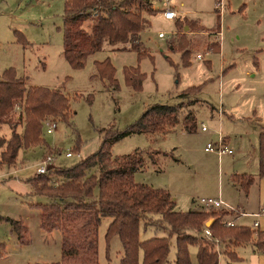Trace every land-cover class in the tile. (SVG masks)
Here are the masks:
<instances>
[{"label":"rangeland","instance_id":"1","mask_svg":"<svg viewBox=\"0 0 264 264\" xmlns=\"http://www.w3.org/2000/svg\"><path fill=\"white\" fill-rule=\"evenodd\" d=\"M65 1L0 0V78L6 68L14 67L18 76L26 79L27 87L56 88L70 100L69 120L55 119L57 126L51 132L47 131L48 119L44 122L43 136L54 148L50 151L53 163L73 165L99 149L105 128H128L154 104L184 101L180 117L192 110L197 117L196 131L184 130L180 121L166 134L133 133L112 144L113 154L143 150L146 164L135 172V180L168 189L179 209L199 207L203 196L232 193V173L241 168L258 141L255 125L260 122V114L264 116V0H225L223 12L217 8V0H170L179 13L176 19L164 16L165 0H154L157 11L147 14L150 25L141 32L152 57L139 59L129 42L103 40L102 48L90 55L82 68L72 67L63 54V28L72 23L92 27L93 17L86 14L80 20H65ZM185 18L199 24L192 28ZM15 29L30 41L27 46L17 40ZM177 30L189 36L191 63L186 65L178 47ZM160 31L166 32V37H160ZM210 44H215L213 50ZM107 56L116 67V89L94 75V60ZM125 66H139L145 73L140 89L126 81ZM193 85L201 87L184 92ZM18 116L16 109L11 117L17 120ZM203 124L207 129H202ZM22 126L19 122V129ZM11 132L9 122L0 123V136L9 137ZM220 136L230 139L232 153L206 149ZM47 150L45 145L24 148L16 165L0 166V264L48 262L62 256L61 230L43 229L41 209L34 204L51 198L31 194L27 181L35 174L36 165L48 156ZM69 150L71 155H67ZM149 150L160 152L156 160H152ZM1 216L22 218L29 227L30 241L22 244L11 223ZM111 220V216L101 220L99 259L104 264H121L120 237L115 235L110 241L106 238ZM164 234V229L154 225L142 224L140 229L141 239ZM176 237H172L167 264H175ZM197 249V245L190 246L192 264H198ZM254 251L249 244L239 247L242 259L236 264H258ZM219 264H226L223 255Z\"/></svg>","mask_w":264,"mask_h":264},{"label":"trees","instance_id":"2","mask_svg":"<svg viewBox=\"0 0 264 264\" xmlns=\"http://www.w3.org/2000/svg\"><path fill=\"white\" fill-rule=\"evenodd\" d=\"M156 11L154 0H66L65 20H80L86 14H92V27L100 42L87 38L84 29L65 25L63 54L72 67L82 68L87 58L102 48L103 40H108L111 43L129 42L139 59L151 56L141 40V32L150 25L147 14ZM185 20L192 28L199 24L195 19ZM180 22L179 19L176 24ZM15 34L21 44H29L21 30L15 29ZM187 34L177 30L178 47L185 65L191 63L192 53ZM175 42L176 39L171 42L172 47ZM210 47L213 50L215 44ZM94 64L95 76L107 80L113 89L119 88L116 67L110 56L95 59ZM124 73L130 86L142 87L145 73L139 66H125ZM200 87L193 85L184 92L198 91ZM183 106L184 101L154 104L128 128H105L101 146L87 157L70 166L54 164L48 171L29 178L33 188L31 194L51 198L48 202L34 204L41 209L43 229L61 230L62 256L59 260L28 264H104L99 259V227L103 216L112 217L106 232L107 240L115 235L121 239V264H167L175 235V264H192L191 245L198 247V264H219L221 255L226 264H236L242 259L237 248L248 243L256 251H264V230L241 223L225 224L233 210L223 207L179 209L176 198L168 189L137 182L135 172L146 164L144 151L140 148L126 154H113L112 144L133 133L166 134L180 121L184 130L196 131L197 117L192 110L180 117ZM69 107V97L61 90L41 85L27 87L26 79L18 76L14 67L6 68L0 78V123L9 122L12 132L9 137L0 136V166L16 165L23 148L45 145L48 146L47 153L52 155L50 151L54 148L43 136L44 122L57 118L69 120ZM16 109H19V116L14 120L11 116ZM19 122L23 123L22 129L18 127ZM147 152L152 160L160 154L157 150ZM259 154V174L263 176L264 129L259 134ZM255 178L246 172L232 175L234 183L246 193ZM1 217L11 223L12 231L22 244L30 241L29 227L22 218ZM212 217L213 222L208 226L206 222ZM142 224L162 228L166 234L141 239ZM206 226L212 230L211 237L204 234Z\"/></svg>","mask_w":264,"mask_h":264},{"label":"crops","instance_id":"3","mask_svg":"<svg viewBox=\"0 0 264 264\" xmlns=\"http://www.w3.org/2000/svg\"><path fill=\"white\" fill-rule=\"evenodd\" d=\"M162 11H163V7H162ZM178 14L179 13L177 11V16L174 19L178 17ZM91 21H93V18L91 19ZM71 27L73 29H75L76 27H78L79 29L86 28L84 24H79V23H72ZM86 29H87L86 30L87 38L96 41V43H99L100 39H99L98 33L94 31L93 27L88 25ZM259 118H260V122H257V125H255L257 126L256 130L258 131V141L253 144V149L252 151L248 152L250 154L244 159L242 166L241 165L239 166L241 168H238L239 170H236L232 173V175L234 173H243V172L253 174L256 177L255 181L251 184L247 193L244 192L243 189L238 184H234L235 189H233L232 193L230 192L226 193L227 196L223 193V197L221 196L220 197L224 199V201L238 208V211L236 212L234 211V213L231 214L233 215L232 218L230 215V219L234 220L235 223H241V224L249 225L253 228H259L261 230H264V213H261V211L264 210V175L262 176L259 174V168H260L259 166L260 165L259 134L261 130L264 129V116H261L260 114ZM224 140H225V145L231 147L229 145L230 139L229 138L225 139L224 137ZM36 174H38L37 170L35 174H33L32 176ZM29 178L27 179V181L30 183L32 187V184L29 181ZM209 196H212V195H209ZM199 207H201V205H199ZM248 244L251 246V248H253L252 244L250 243ZM239 247L237 248L238 253H239ZM254 254L258 257L257 258L258 264H264V251L255 250Z\"/></svg>","mask_w":264,"mask_h":264},{"label":"built area","instance_id":"4","mask_svg":"<svg viewBox=\"0 0 264 264\" xmlns=\"http://www.w3.org/2000/svg\"><path fill=\"white\" fill-rule=\"evenodd\" d=\"M166 1V6L163 7V14L166 18L168 19H174L177 16V11L170 5V0H165ZM225 0H217V8L220 9L221 12H223V9L225 7ZM160 37H166V32L160 31L159 32ZM203 55L201 53H198V57H202ZM57 126V121L56 120H48L47 121V131L51 132L55 127ZM202 129H207L206 124H203ZM207 150H214L217 151L219 154L223 153H232V148L225 145V140L223 136H220L218 141L212 142L210 141L207 146ZM72 151H67V155H71ZM53 156L48 155L46 158L41 160L37 165H36V170L37 173H44L48 171V169L53 166ZM200 204L201 207L204 209H209L211 207H223L227 208L229 210L233 211H238V208L229 204L228 202L224 201L220 196H203L200 198ZM261 213H264V210L261 211ZM226 225H234L235 221L232 219H228L225 221ZM257 224V222H256ZM204 234L206 236L211 237L212 236V230L206 226L204 228ZM218 241V240H217Z\"/></svg>","mask_w":264,"mask_h":264},{"label":"water","instance_id":"5","mask_svg":"<svg viewBox=\"0 0 264 264\" xmlns=\"http://www.w3.org/2000/svg\"><path fill=\"white\" fill-rule=\"evenodd\" d=\"M212 222H213V218L209 219V220L206 222V224L209 226L210 224H212Z\"/></svg>","mask_w":264,"mask_h":264}]
</instances>
